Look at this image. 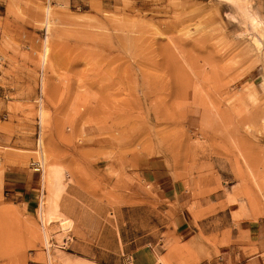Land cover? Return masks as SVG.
Instances as JSON below:
<instances>
[{
  "label": "rangeland",
  "instance_id": "rangeland-1",
  "mask_svg": "<svg viewBox=\"0 0 264 264\" xmlns=\"http://www.w3.org/2000/svg\"><path fill=\"white\" fill-rule=\"evenodd\" d=\"M243 22L222 0H0V264H45L39 139L70 256L195 264L264 220V26ZM8 169L34 172L30 198L2 195Z\"/></svg>",
  "mask_w": 264,
  "mask_h": 264
},
{
  "label": "bare ground",
  "instance_id": "bare-ground-1",
  "mask_svg": "<svg viewBox=\"0 0 264 264\" xmlns=\"http://www.w3.org/2000/svg\"><path fill=\"white\" fill-rule=\"evenodd\" d=\"M222 1L228 2L236 10L241 12L244 18L243 23L246 24V22L247 23L249 22L251 29L259 30L261 29L262 26H264V20L260 19V17L255 11L249 10L248 8H251V6L248 3L244 2V0H222ZM49 13H50V5L48 4L46 5V8H45L46 25L48 23ZM254 43L257 48H260L258 40L254 39ZM46 52H47V45L46 43H44L43 53L41 56L43 63L45 61ZM38 112H39V115L42 117L43 109L41 105L39 107ZM39 141H40L39 150H38L39 155H40L39 160L41 162L40 164L44 168L42 170L43 171L42 172V180H43L42 182L47 187V191L49 193L45 197V200H43V198L41 199L40 206L37 211L38 217L41 221V228L36 229L34 228V226L32 227L31 225L30 226L26 225V231L29 233L28 235L27 234L26 235L29 237L30 240L37 241L38 243L42 244V246L45 248V254L40 256L41 260L45 264H58V262H60V264L61 263L62 264H94L93 262H90L88 260L79 259V258L70 256L66 254L63 250H60L58 248H55V247L54 249L51 248V246L53 245L52 243L53 241L51 242L50 240L51 232L53 233L55 232V238L57 240V245L62 244V242L60 241L62 239L61 235L64 230L66 231L70 227L71 220L70 218L65 217L62 214V212H60V209H59L58 198L61 193L62 179H63L61 169L58 166L47 162V156L42 146H40L41 139H39ZM231 193L232 192H230V194ZM229 199L235 200L236 198L234 199L233 195L231 194L229 195ZM5 212H6L5 208L0 206V215H2V213H5ZM238 212L241 214L246 212V207L243 203L239 205ZM52 223H57V228L59 229L60 232H58V230H55V228L50 227Z\"/></svg>",
  "mask_w": 264,
  "mask_h": 264
},
{
  "label": "crops",
  "instance_id": "crops-1",
  "mask_svg": "<svg viewBox=\"0 0 264 264\" xmlns=\"http://www.w3.org/2000/svg\"><path fill=\"white\" fill-rule=\"evenodd\" d=\"M34 179V172L29 170L8 169L2 175V195L30 198L36 190ZM178 221L176 238L181 242L188 241L192 237L189 236L192 227L186 219L179 218ZM226 239L218 252L212 251L211 257H202L195 264H264V220L241 225L238 230L232 228ZM164 254L165 250L160 246L151 247L147 260L137 259L135 264H158V256Z\"/></svg>",
  "mask_w": 264,
  "mask_h": 264
},
{
  "label": "built area",
  "instance_id": "built-area-1",
  "mask_svg": "<svg viewBox=\"0 0 264 264\" xmlns=\"http://www.w3.org/2000/svg\"><path fill=\"white\" fill-rule=\"evenodd\" d=\"M36 169H39V167H37Z\"/></svg>",
  "mask_w": 264,
  "mask_h": 264
}]
</instances>
